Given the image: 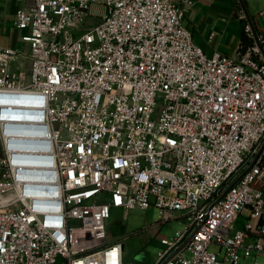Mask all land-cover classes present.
Here are the masks:
<instances>
[{
	"label": "built area",
	"instance_id": "obj_1",
	"mask_svg": "<svg viewBox=\"0 0 264 264\" xmlns=\"http://www.w3.org/2000/svg\"><path fill=\"white\" fill-rule=\"evenodd\" d=\"M194 1L16 10L29 51L0 44V264H135L108 221L152 205L153 226L184 223L153 264H264V10L237 0L240 44L208 55L183 23Z\"/></svg>",
	"mask_w": 264,
	"mask_h": 264
},
{
	"label": "rangeland",
	"instance_id": "obj_2",
	"mask_svg": "<svg viewBox=\"0 0 264 264\" xmlns=\"http://www.w3.org/2000/svg\"><path fill=\"white\" fill-rule=\"evenodd\" d=\"M237 1V0H236ZM247 10L250 15H256L259 11L264 10V0H244ZM237 15L233 18L222 20V16L216 13H211L215 17V22L219 23L218 29L212 27L217 35L216 41L220 37L236 35L244 29V23L240 20L238 10ZM233 10V8H231ZM95 18L88 22H94ZM184 24L190 26L191 31L197 39L202 34L190 24L191 17H184ZM214 26V25H213ZM1 151V149H0ZM160 219V209L155 206H150L147 209L134 208L131 209L128 216L124 217L122 208H112L111 218L108 221L107 233L110 238H123L125 243V257L127 261H132L135 264H153L157 258L158 252L164 247L161 242V237L173 238L177 230L184 227L183 220L171 219L160 226H152ZM246 222L244 216H240L235 222V228H243ZM210 250L220 251V245L212 243ZM226 250L222 248L220 257H225ZM264 259V254L260 260ZM253 257L246 258V261L252 263ZM225 264H231L226 261Z\"/></svg>",
	"mask_w": 264,
	"mask_h": 264
},
{
	"label": "crops",
	"instance_id": "obj_3",
	"mask_svg": "<svg viewBox=\"0 0 264 264\" xmlns=\"http://www.w3.org/2000/svg\"><path fill=\"white\" fill-rule=\"evenodd\" d=\"M175 2L178 4H183L184 0H175ZM31 3L32 0H0L1 45L12 46L18 50L29 51V44L22 39V36L25 34L26 30L16 26L14 24V18L15 12L18 8L29 6ZM186 7L187 10L184 17L186 15L191 17L190 24L202 34V36H199L197 39L195 38L194 34L193 37L197 43L203 46L205 52L208 55H212L216 50L228 54L234 53L242 40L244 29L236 35V38L229 35L223 38L220 37L216 41L217 35L212 27L218 29L220 24L215 22V17H213L211 13L221 15L222 20L224 21H226L227 18H233L235 15H237L238 3L236 0H195L192 4L187 3ZM231 8H233V10ZM240 20L243 23L245 22L241 18ZM185 26L191 30L190 26ZM192 33H194L193 30ZM19 61L22 62V59H19ZM25 65L29 66L30 60L27 59L25 61ZM260 257L261 255L259 258Z\"/></svg>",
	"mask_w": 264,
	"mask_h": 264
}]
</instances>
